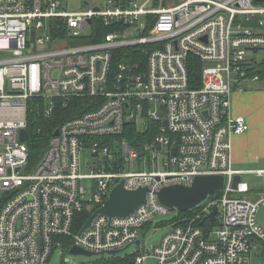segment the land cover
Instances as JSON below:
<instances>
[{"label": "built area", "instance_id": "1", "mask_svg": "<svg viewBox=\"0 0 264 264\" xmlns=\"http://www.w3.org/2000/svg\"><path fill=\"white\" fill-rule=\"evenodd\" d=\"M80 1L71 11L65 0H0V264H47L74 246L95 255L134 246V264H264V196L248 198L231 160V137L249 126L229 102L242 82H264V58L254 57L264 51V1ZM75 100L87 101L23 174L29 115L53 119ZM129 124L140 133L156 125V134L131 146L118 139ZM254 173L264 181V170ZM197 176H222L223 185L142 253L140 231L169 211L157 192ZM121 182L147 188L146 204L126 218L97 215L78 236V215H92Z\"/></svg>", "mask_w": 264, "mask_h": 264}, {"label": "rangeland", "instance_id": "2", "mask_svg": "<svg viewBox=\"0 0 264 264\" xmlns=\"http://www.w3.org/2000/svg\"><path fill=\"white\" fill-rule=\"evenodd\" d=\"M68 4V10L74 11L77 9L84 8L80 0H65ZM255 59L261 61L264 58V51L254 55ZM209 66V64H206ZM242 88L245 90V98L241 99L238 97L236 104H242L248 109L250 113L256 112L263 108L264 102V82L263 81H247L242 82ZM235 107V106H234ZM259 113V112H258ZM29 146V142H27ZM261 143L260 147L261 148ZM245 158L243 163H234L232 162V167L240 169L242 172H245L241 175V181L247 185L249 193L247 194L249 199L264 196V181L256 176L254 172L257 170H264V155L262 150L257 151L256 149H251L250 147H245L244 155ZM86 159H90L86 156H81V163L84 172V163ZM22 170L23 174H27L33 170L36 165V162L33 161ZM134 171L137 170V164L133 166ZM85 186L90 188V182L85 181ZM89 198V196H88ZM180 212L176 210H170L166 214L156 215L148 224V226L141 230L139 233L138 240L142 245V253H152V249L159 243L161 238L167 234L173 223L177 218H179ZM136 253V248L131 246L126 250L115 254H97V255H76L70 256L65 252H62L61 248L54 250L52 256L50 257L47 264H134L133 254Z\"/></svg>", "mask_w": 264, "mask_h": 264}, {"label": "water", "instance_id": "3", "mask_svg": "<svg viewBox=\"0 0 264 264\" xmlns=\"http://www.w3.org/2000/svg\"><path fill=\"white\" fill-rule=\"evenodd\" d=\"M256 2H263L264 0H255ZM245 26H257V20L246 21ZM57 134V132H55ZM27 138L26 131L21 132V140L25 141ZM240 181V176L234 178L233 187L235 188ZM223 185L222 176H197L190 186L171 185L162 188L157 192L158 203L167 210H176L180 213L191 211L197 205L206 200L209 195H212L218 191ZM147 188H139L134 191L125 190L123 182L118 184L112 189L109 194L108 200L102 207L96 210L85 222L83 227L78 232L80 236L87 228L91 226L92 221L97 215H105L109 219L113 218H126L131 216L134 211L146 204ZM216 208L210 210L209 218L214 221L216 215ZM258 222L261 227L264 228V207L258 217ZM138 242H136L137 244ZM126 250V247L122 250L110 252V255L118 254ZM70 256L76 255H95L88 251H85L79 247H72L67 252ZM149 264H153L151 260Z\"/></svg>", "mask_w": 264, "mask_h": 264}, {"label": "trees", "instance_id": "4", "mask_svg": "<svg viewBox=\"0 0 264 264\" xmlns=\"http://www.w3.org/2000/svg\"><path fill=\"white\" fill-rule=\"evenodd\" d=\"M200 68L201 63L194 58L189 61V77L191 85L194 87H198L200 84ZM87 100H75L69 105V108H63L61 105L57 108L55 112V116L53 119H39L38 121L34 120V116L32 114L29 115V164L33 161L36 164L42 158L43 154L46 151L48 140L51 136V131L54 129L59 123L71 118L74 116V111L72 108H76L77 104L84 105ZM41 127V133H36L35 129L36 125ZM156 125H151L153 128L152 132H143L140 133L134 124H129L125 127L124 132L121 136H118L119 140H126L129 142L131 146L138 147L144 143L150 142L155 136ZM215 193L214 195H216ZM190 212L181 213V216H185ZM91 215L89 213L83 212L76 218V224L74 227V232H79L83 227L85 222Z\"/></svg>", "mask_w": 264, "mask_h": 264}, {"label": "crops", "instance_id": "5", "mask_svg": "<svg viewBox=\"0 0 264 264\" xmlns=\"http://www.w3.org/2000/svg\"><path fill=\"white\" fill-rule=\"evenodd\" d=\"M245 90H234L230 95V111L233 116H242L245 118L249 129L246 133L240 136L231 137V160L234 163H243L245 147H250L252 150L257 148V151L262 150L264 155V102L263 108L250 113L242 104H236L238 97L245 98ZM235 106V107H234ZM259 112V113H258ZM261 143V148L260 147ZM233 168V167H232ZM234 170H240L233 168Z\"/></svg>", "mask_w": 264, "mask_h": 264}]
</instances>
